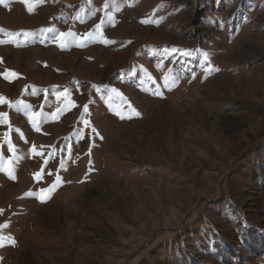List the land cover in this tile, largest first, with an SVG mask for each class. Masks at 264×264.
I'll return each instance as SVG.
<instances>
[{
    "label": "rangeland",
    "instance_id": "1",
    "mask_svg": "<svg viewBox=\"0 0 264 264\" xmlns=\"http://www.w3.org/2000/svg\"><path fill=\"white\" fill-rule=\"evenodd\" d=\"M0 114V264H264V0H5Z\"/></svg>",
    "mask_w": 264,
    "mask_h": 264
},
{
    "label": "snow or ice",
    "instance_id": "2",
    "mask_svg": "<svg viewBox=\"0 0 264 264\" xmlns=\"http://www.w3.org/2000/svg\"><path fill=\"white\" fill-rule=\"evenodd\" d=\"M5 3V0H0V4H4ZM25 3H27V0H25ZM144 22H149V21H144ZM19 35V34H18ZM24 35H26V36H28V35H32V33L31 32H26V33H24ZM65 34L64 33H60V36L61 37H63ZM105 42H108V41H105ZM214 70H216V71H219V69H214ZM11 75H13V76H15L16 75V73H11ZM158 95H162V93H157ZM6 114H0V116H5ZM137 115H140L139 113H137ZM121 118H124L123 116H121ZM96 130L93 128V132H95ZM36 151V146L35 145H33V148H32V152H35ZM41 155H42V153H40ZM0 159H3V156L2 155H0ZM45 163H47V161H45ZM63 166V165H62ZM0 170H3V169H0ZM8 175H9V177L10 178H12V179H15V175H14V170H12V171H8ZM35 177H36V179H42V176H41V174L40 173H36L35 174ZM63 181H62V178H60L59 176H57V181H56V183H54L53 185H51L48 189H41V192L42 193H48L49 194V196H48V198H50V194H51V192H53L54 190H55V188H56V186H57V184L58 183H62ZM25 195L26 196H32V195H34V193H32V192H28V193H25ZM41 199L43 200L44 199V197H41ZM3 212V210L2 209H0V213H2ZM6 227H8V224H7V222L4 224V225H0V228H6ZM11 239V243L14 245L15 244V240L14 239H12V238H10ZM2 246H4V238L2 237V236H0V247H2Z\"/></svg>",
    "mask_w": 264,
    "mask_h": 264
}]
</instances>
